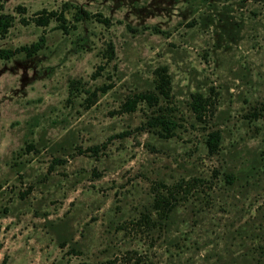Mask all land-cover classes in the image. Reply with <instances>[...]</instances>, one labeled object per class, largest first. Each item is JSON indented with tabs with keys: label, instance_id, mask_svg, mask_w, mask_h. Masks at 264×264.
I'll use <instances>...</instances> for the list:
<instances>
[{
	"label": "rangeland",
	"instance_id": "obj_1",
	"mask_svg": "<svg viewBox=\"0 0 264 264\" xmlns=\"http://www.w3.org/2000/svg\"><path fill=\"white\" fill-rule=\"evenodd\" d=\"M42 10L67 29L36 25ZM2 12L15 20L0 50L45 43L0 58V264H264V0H0ZM161 67L169 97L122 112L157 92ZM159 111L169 137L144 127Z\"/></svg>",
	"mask_w": 264,
	"mask_h": 264
},
{
	"label": "trees",
	"instance_id": "obj_2",
	"mask_svg": "<svg viewBox=\"0 0 264 264\" xmlns=\"http://www.w3.org/2000/svg\"><path fill=\"white\" fill-rule=\"evenodd\" d=\"M16 10L19 14H22L25 9L24 7L19 5L16 7ZM76 14H77L76 16L77 20L81 19L83 16H89V13H87V11L84 10L79 11ZM52 19L58 21L60 29L62 30L67 29L66 18L62 11L57 12V11L42 10L37 15H35L32 21L38 26L45 27L49 24V22ZM14 20H15V16L12 13H3V12L0 13V36L4 35L9 30ZM22 22L26 23L27 19H22ZM44 43H45V36L41 35L37 41L29 45H23L12 50L11 49L0 50V58L9 59L16 53H24L25 56L31 57L44 46ZM157 77H158V81L156 85L157 92L155 91L139 92L131 97H128L122 103L121 111L132 112L136 110L140 102H146L149 106H156L158 105L160 98H168L170 95V77L167 73V68L161 67L157 71ZM190 106L196 118H198V120L201 119L206 112V102L201 93L195 92L192 94V101L190 103ZM144 127L151 130H156V133L159 136L169 137L174 134L176 123L168 116H166L163 112L159 111L156 115H152L147 119ZM220 141H221V133L218 130L211 131L207 135L205 142L209 153L213 154L218 150ZM103 146H106V144L102 143V145H94L90 147V150L96 153ZM224 176L227 182H232L233 174L226 173L224 174ZM196 182L199 184V180L193 179L191 183L186 182L184 185H189V183L190 185L197 184ZM171 207H172V202L170 201L169 197H166L165 195L160 193L155 194L154 202H153V210L156 213L158 212L159 216L167 214V212L171 210L170 209ZM138 220L139 223H141L142 225H146V224L149 225L151 221V217L147 216L146 214H143L142 217ZM137 260H139V258H137ZM133 264H143V263L142 262L139 263V261L138 262L136 261Z\"/></svg>",
	"mask_w": 264,
	"mask_h": 264
}]
</instances>
